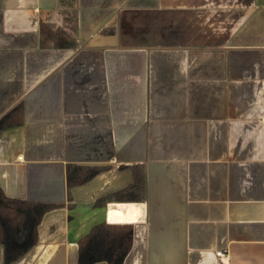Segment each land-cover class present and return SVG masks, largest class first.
Returning a JSON list of instances; mask_svg holds the SVG:
<instances>
[{
  "label": "crops",
  "instance_id": "1",
  "mask_svg": "<svg viewBox=\"0 0 264 264\" xmlns=\"http://www.w3.org/2000/svg\"><path fill=\"white\" fill-rule=\"evenodd\" d=\"M7 115L0 188L56 206L11 264H80L99 225L123 264H264V0H0Z\"/></svg>",
  "mask_w": 264,
  "mask_h": 264
},
{
  "label": "trees",
  "instance_id": "2",
  "mask_svg": "<svg viewBox=\"0 0 264 264\" xmlns=\"http://www.w3.org/2000/svg\"><path fill=\"white\" fill-rule=\"evenodd\" d=\"M12 114V113H11ZM8 115L0 121V129L5 128ZM98 169L70 167L69 187L85 184L99 173ZM138 185L144 188V181ZM128 192L115 195L111 200H128ZM56 206L9 199L0 188V244L5 247L6 263L21 259L38 241V227L43 217ZM123 230L107 225H99L79 243L80 264H123L127 251L124 249Z\"/></svg>",
  "mask_w": 264,
  "mask_h": 264
},
{
  "label": "built area",
  "instance_id": "3",
  "mask_svg": "<svg viewBox=\"0 0 264 264\" xmlns=\"http://www.w3.org/2000/svg\"><path fill=\"white\" fill-rule=\"evenodd\" d=\"M217 256L222 260H226L227 259V253L226 252H218Z\"/></svg>",
  "mask_w": 264,
  "mask_h": 264
}]
</instances>
